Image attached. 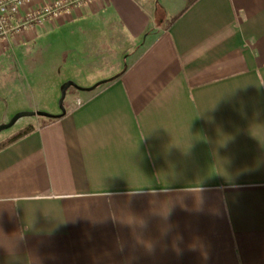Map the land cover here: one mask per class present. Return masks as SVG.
Listing matches in <instances>:
<instances>
[{"label":"crops","instance_id":"crops-1","mask_svg":"<svg viewBox=\"0 0 264 264\" xmlns=\"http://www.w3.org/2000/svg\"><path fill=\"white\" fill-rule=\"evenodd\" d=\"M54 1L69 3L11 15L0 124L62 112L42 89L40 104L5 94L54 40L87 44L101 72L74 81L63 116L5 134L34 126L0 149V264H264V0H95L28 18Z\"/></svg>","mask_w":264,"mask_h":264},{"label":"rangeland","instance_id":"rangeland-1","mask_svg":"<svg viewBox=\"0 0 264 264\" xmlns=\"http://www.w3.org/2000/svg\"><path fill=\"white\" fill-rule=\"evenodd\" d=\"M86 39L89 38H82L81 40L85 41ZM76 40L77 39L75 37H60V39L54 40L55 42L52 44L51 50H49L48 53H45V60H43L44 58L42 53H39L40 56H38V58L40 59V64L36 67L35 73H33V75L27 74L28 72H26V69H24L21 73L24 80H22V83L18 85V87L19 89L21 88L22 92L24 87L25 92L22 93L18 89V93H5L8 100L7 105L23 103L26 105H32L34 103L40 104V97L42 94L39 93V90L42 89V91H44L43 94L50 93V99L52 98V101H56L59 106L61 86L64 82L67 80L80 81V79H91L94 76L96 77L101 72V69L90 66V56L86 53L88 52L86 50L87 44L82 46L81 42L75 43L74 41ZM67 75H72L71 77L74 78L65 79ZM30 77L32 80L35 78L37 79L36 81H38V84H35L36 86H33ZM73 89L74 87L71 86L69 91ZM54 92L57 94L54 95ZM25 95H27V97H25ZM68 100L69 95L64 100L63 106L67 104ZM33 117L34 115L21 117L12 127L3 130L0 133V140L4 139L6 136L5 134L13 132V130H15L21 122H23V120Z\"/></svg>","mask_w":264,"mask_h":264},{"label":"built area","instance_id":"built-area-1","mask_svg":"<svg viewBox=\"0 0 264 264\" xmlns=\"http://www.w3.org/2000/svg\"><path fill=\"white\" fill-rule=\"evenodd\" d=\"M23 0H0V41L6 40L10 36L12 14L19 11L21 2ZM95 0H69V3L62 1L49 2L43 6L30 10L27 14L31 20H40L48 17L50 19L59 17L63 11H70V4L81 6L85 2H92ZM17 29V28H15ZM18 30V29H17Z\"/></svg>","mask_w":264,"mask_h":264},{"label":"water","instance_id":"water-1","mask_svg":"<svg viewBox=\"0 0 264 264\" xmlns=\"http://www.w3.org/2000/svg\"><path fill=\"white\" fill-rule=\"evenodd\" d=\"M70 86H77V84L72 81V80H67L66 82H64L61 86V97H60V100H59V106L62 110L61 113L59 114H53V113H50V112H47V111H44V110H21V111H18L16 112L11 118L10 120L6 121V122H2L0 124V133L7 129V128H10L12 127L16 122L17 120H19L21 117H24V116H33V115H42V116H48V117H61L63 116L65 113H66V107L63 106L64 104V100L66 98V91L68 90V88Z\"/></svg>","mask_w":264,"mask_h":264},{"label":"trees","instance_id":"trees-1","mask_svg":"<svg viewBox=\"0 0 264 264\" xmlns=\"http://www.w3.org/2000/svg\"><path fill=\"white\" fill-rule=\"evenodd\" d=\"M107 81V80H105ZM34 130L33 125H28L19 131H17L15 134H12L11 136H8L7 138L0 141V149H2L5 146H8L9 144L23 138L24 136L28 135V133L32 132Z\"/></svg>","mask_w":264,"mask_h":264}]
</instances>
